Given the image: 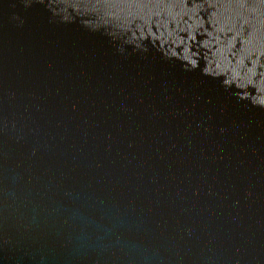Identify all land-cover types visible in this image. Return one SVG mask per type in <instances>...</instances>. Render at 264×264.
Segmentation results:
<instances>
[{"label": "water", "instance_id": "1", "mask_svg": "<svg viewBox=\"0 0 264 264\" xmlns=\"http://www.w3.org/2000/svg\"><path fill=\"white\" fill-rule=\"evenodd\" d=\"M0 264H264V0H0Z\"/></svg>", "mask_w": 264, "mask_h": 264}]
</instances>
